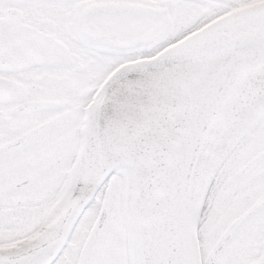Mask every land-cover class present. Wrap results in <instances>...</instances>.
Masks as SVG:
<instances>
[{
	"label": "snow or ice",
	"instance_id": "snow-or-ice-1",
	"mask_svg": "<svg viewBox=\"0 0 264 264\" xmlns=\"http://www.w3.org/2000/svg\"><path fill=\"white\" fill-rule=\"evenodd\" d=\"M0 264H264V0H0Z\"/></svg>",
	"mask_w": 264,
	"mask_h": 264
}]
</instances>
